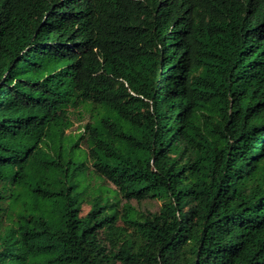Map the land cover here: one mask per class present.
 <instances>
[{
  "label": "trees",
  "instance_id": "1",
  "mask_svg": "<svg viewBox=\"0 0 264 264\" xmlns=\"http://www.w3.org/2000/svg\"><path fill=\"white\" fill-rule=\"evenodd\" d=\"M0 264H264V0H0Z\"/></svg>",
  "mask_w": 264,
  "mask_h": 264
},
{
  "label": "rangeland",
  "instance_id": "2",
  "mask_svg": "<svg viewBox=\"0 0 264 264\" xmlns=\"http://www.w3.org/2000/svg\"><path fill=\"white\" fill-rule=\"evenodd\" d=\"M73 130H75V127L73 128ZM82 187L85 190V195L83 196L81 210H80L78 217H83V216L87 215L92 210V208H93L92 204H91L92 198L90 199V195L95 197V191H96V185L95 184H91V185L83 184ZM101 189L106 194H110V193H113L115 191V188L109 183H107L106 185H101Z\"/></svg>",
  "mask_w": 264,
  "mask_h": 264
}]
</instances>
